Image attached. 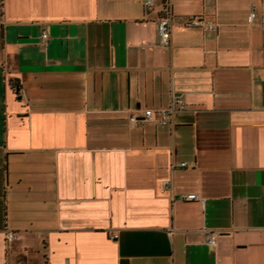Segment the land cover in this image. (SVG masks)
<instances>
[{
    "label": "crops",
    "instance_id": "1",
    "mask_svg": "<svg viewBox=\"0 0 264 264\" xmlns=\"http://www.w3.org/2000/svg\"><path fill=\"white\" fill-rule=\"evenodd\" d=\"M152 1L0 0V264H264V0Z\"/></svg>",
    "mask_w": 264,
    "mask_h": 264
},
{
    "label": "built area",
    "instance_id": "2",
    "mask_svg": "<svg viewBox=\"0 0 264 264\" xmlns=\"http://www.w3.org/2000/svg\"><path fill=\"white\" fill-rule=\"evenodd\" d=\"M142 5L146 10H151L153 8V1L152 0H142ZM254 16V12L250 10L247 21L250 22ZM181 26L189 27V26H205L206 28H210L209 25H204L203 20L199 16H186L182 22ZM156 29L159 38V44L162 48H168V40H169V33L171 30V16L169 14H164L157 18L156 21ZM47 39V32L42 30L40 33V42L45 43ZM184 104L181 100H176L175 103L165 107V108H146L140 111L139 114L131 113L128 116L127 125L129 128H133L137 120H144V121H151L158 124H166L170 121L171 116L179 109L183 108ZM185 162H181L179 166H186ZM170 189V180L163 179L160 182L159 192L165 193ZM196 196L193 193L189 194H177V195H169L170 200H191L195 199ZM214 234L215 232L210 231L207 232L205 235V242L212 246L214 244ZM114 237V235H112ZM15 238V235L12 232L5 233V241L9 242Z\"/></svg>",
    "mask_w": 264,
    "mask_h": 264
}]
</instances>
